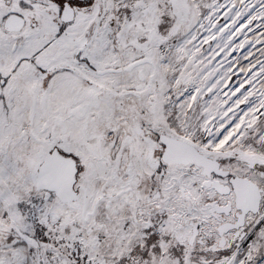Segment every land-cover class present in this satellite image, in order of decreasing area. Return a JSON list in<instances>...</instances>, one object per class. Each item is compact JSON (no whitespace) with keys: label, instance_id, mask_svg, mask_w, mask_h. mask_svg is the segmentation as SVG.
<instances>
[{"label":"snow or ice","instance_id":"1","mask_svg":"<svg viewBox=\"0 0 264 264\" xmlns=\"http://www.w3.org/2000/svg\"><path fill=\"white\" fill-rule=\"evenodd\" d=\"M0 264H264V0H0Z\"/></svg>","mask_w":264,"mask_h":264}]
</instances>
